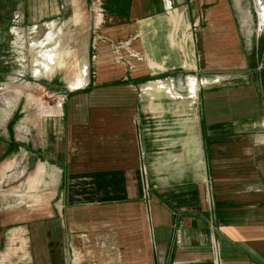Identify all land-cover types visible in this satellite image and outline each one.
I'll return each mask as SVG.
<instances>
[{
  "label": "crops",
  "instance_id": "crops-1",
  "mask_svg": "<svg viewBox=\"0 0 264 264\" xmlns=\"http://www.w3.org/2000/svg\"><path fill=\"white\" fill-rule=\"evenodd\" d=\"M100 2L96 78L42 83L59 102L34 136L0 130V264H264V86L237 1ZM28 160L54 193L7 189Z\"/></svg>",
  "mask_w": 264,
  "mask_h": 264
},
{
  "label": "rangeland",
  "instance_id": "rangeland-1",
  "mask_svg": "<svg viewBox=\"0 0 264 264\" xmlns=\"http://www.w3.org/2000/svg\"><path fill=\"white\" fill-rule=\"evenodd\" d=\"M236 1L241 10L238 23L250 35L246 37L247 52L255 54V69L264 73L263 11L257 10L253 0ZM262 2L264 4V0ZM0 14V130L10 121H16L17 125L25 122L34 126L35 131H31L34 136L39 127L38 116L51 117L47 113L59 102L57 88L49 89L42 83L58 76L66 86L82 68L86 71L85 78L97 76L92 66L96 60L93 56L97 47L96 33L100 31L96 22L100 14L98 2L24 0L18 4V1L8 0L0 7ZM51 52L57 53L54 60L50 59ZM46 62L54 73L45 72ZM123 68L126 73L130 72L128 64ZM26 167L11 176L7 189L17 188L19 194L32 195L36 200L55 192L54 177L44 178L48 183L46 187L39 183L34 191L29 190L28 183L36 166L29 161Z\"/></svg>",
  "mask_w": 264,
  "mask_h": 264
},
{
  "label": "built area",
  "instance_id": "built-area-1",
  "mask_svg": "<svg viewBox=\"0 0 264 264\" xmlns=\"http://www.w3.org/2000/svg\"><path fill=\"white\" fill-rule=\"evenodd\" d=\"M101 0H96V2H98V12L100 13V15L102 14V12H101V10H99V8H100V4H101V2H100ZM253 5L255 6V7H257V10L258 9H262V11H263V22H264V4H263V2H262V0H253ZM257 10H256V12H257ZM258 18V17H257ZM144 188L147 190L148 188H147V185L145 186L144 185ZM213 224H212V222H209V228L210 229H213Z\"/></svg>",
  "mask_w": 264,
  "mask_h": 264
},
{
  "label": "trees",
  "instance_id": "trees-1",
  "mask_svg": "<svg viewBox=\"0 0 264 264\" xmlns=\"http://www.w3.org/2000/svg\"><path fill=\"white\" fill-rule=\"evenodd\" d=\"M263 54H264V53H263ZM254 59L257 60V57L254 56V57H253V60H254ZM254 64H255V63H254V61H253V62L250 64V66H252L253 68H255ZM262 72H263V71H262ZM262 79H263V82H264V73H262Z\"/></svg>",
  "mask_w": 264,
  "mask_h": 264
}]
</instances>
